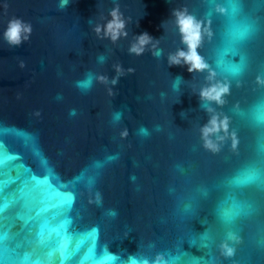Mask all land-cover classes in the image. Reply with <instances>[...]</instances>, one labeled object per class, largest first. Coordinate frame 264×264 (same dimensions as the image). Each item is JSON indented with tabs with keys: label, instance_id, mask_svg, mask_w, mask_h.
Here are the masks:
<instances>
[{
	"label": "water",
	"instance_id": "water-1",
	"mask_svg": "<svg viewBox=\"0 0 264 264\" xmlns=\"http://www.w3.org/2000/svg\"><path fill=\"white\" fill-rule=\"evenodd\" d=\"M60 4L0 0V236L6 233L5 243L20 254L18 264H138L157 253L171 264L169 253L175 256L178 249L186 260L264 264V192L255 186H220L255 155L259 144V129L241 121L235 110L239 106L250 112L264 95L257 79L264 80V7L258 0H243L241 19L249 21L251 31L233 44L224 15L208 0ZM117 5L130 22L128 36L113 43L93 29L111 19ZM177 8H187L206 27L211 21L213 37L205 36L199 51L218 79L230 84L226 103L218 108L231 119L229 135L216 141L218 152L204 147L200 128L208 114L193 92L205 84L206 74L168 64V54L183 47L172 16ZM14 17L32 25L31 38L18 47L3 40ZM143 32L159 40V57L150 45L142 55L129 52ZM218 59L240 70L222 73L215 66ZM117 64L125 74L115 86L96 81L101 74L109 81L116 77ZM89 78L90 87H83ZM109 87L114 95L108 94ZM125 129L128 135L122 138ZM33 177L74 196L63 215L52 219L53 212L45 214L49 229L71 221L59 237L52 233L48 247L40 243V223L34 219L39 205L32 200ZM230 193L254 211L238 220L241 242L234 245V256L226 258L220 244L228 236L217 219V206ZM210 230L209 250L201 244Z\"/></svg>",
	"mask_w": 264,
	"mask_h": 264
},
{
	"label": "clouds",
	"instance_id": "clouds-1",
	"mask_svg": "<svg viewBox=\"0 0 264 264\" xmlns=\"http://www.w3.org/2000/svg\"><path fill=\"white\" fill-rule=\"evenodd\" d=\"M70 0H61L60 7L64 8L69 4ZM5 8L7 4L3 5ZM216 13L225 15L227 9L221 5H217L214 8ZM111 19H108L103 24H96L93 29L98 37L110 39L113 43L118 41L121 37H127L128 32L126 30L127 24L130 22V18H125L123 13L120 11L119 5L115 6L109 13ZM174 17L175 27L178 30L180 36L181 44L183 47L176 49V51L168 54V64L172 66L185 67L189 74H206L205 84L198 89L193 87L194 94L198 95L200 98L201 107L208 114V121L200 128L201 138L204 142V147L212 152H218L219 146L216 142L217 140L222 141L229 135V126L231 119L228 115L223 114L218 111V108H222L225 103V97L230 92V84L226 80L218 79V73L213 70L210 64L207 62L205 57L201 55L199 49L204 43L205 36L211 40L213 37V32L211 30V21H207L208 27L205 26V21L191 14L187 8H177L172 12ZM32 25L29 22L24 21L22 18L14 17L8 21L7 27L3 32V40L11 47H18L24 42L31 38ZM151 46L153 55L159 57L162 54V50L159 49V40L155 39L147 32L140 33L134 38V42L129 48V52L135 55H142L148 46ZM20 66L23 68L25 65L21 61ZM115 71L117 73L116 77L109 81V78L103 74L95 77L96 81L108 85L115 86L120 78V76L125 74V70L119 64L115 65ZM129 73L134 72V69L129 68L127 70ZM182 78H178L177 81L180 82ZM258 82L264 84V80L257 78ZM91 78L85 82L83 87H90ZM174 88L178 84L173 85ZM108 94L114 95L112 88H108ZM239 110V106H237ZM72 114H75L73 110ZM36 116L40 113L36 112ZM144 131L143 129L141 130ZM223 133L224 135H220ZM128 131L125 129L121 132V137H127ZM216 137V140L213 139ZM232 147L233 149L237 146V139L235 133H231ZM101 195L96 193V202H100ZM217 206V219L220 221L218 215ZM186 209V208H185ZM115 215V213H113ZM221 223V221H220ZM229 241L233 244H239L241 242L238 236L232 237L220 244L221 255L226 258L233 257L235 254V247L230 246ZM138 264H169L168 258L163 253H157L154 258L144 257L142 260L138 261Z\"/></svg>",
	"mask_w": 264,
	"mask_h": 264
},
{
	"label": "snow or ice",
	"instance_id": "snow-or-ice-1",
	"mask_svg": "<svg viewBox=\"0 0 264 264\" xmlns=\"http://www.w3.org/2000/svg\"><path fill=\"white\" fill-rule=\"evenodd\" d=\"M208 2L213 9L217 5H221L227 9V13L224 15L228 24L227 35L231 37L233 44L240 43L247 38L251 31V24L247 19H241L243 0H208ZM258 3L260 6L264 7V0H258ZM215 66L218 71L226 75H235L240 70L239 66L226 65L221 59L217 60ZM177 84H179V81H177ZM235 116L241 121L250 122L259 129V144L255 155L246 161L234 175L226 177L220 186L228 190L255 186L264 192V95L260 96L256 105L250 112L235 110ZM32 180L34 183L32 200L39 205V210L36 212L34 219L40 223V243L45 247H48L52 242V233H55L56 236L59 237L61 235V230L64 232L67 231L65 225L70 224L71 221L64 219L60 223L59 228L49 229L50 221L45 214L53 212L52 219H56L63 215V210L72 207L74 196L72 193L61 192L54 189L51 184L47 183V181L36 180L35 177H33ZM45 184L47 187H43ZM207 195L208 193H205V196ZM5 206L7 207V205ZM188 211H190V209L186 208L185 212ZM253 211L254 209L251 204L238 201L231 195V193L228 198L219 205L218 215L221 224L227 231L228 239L231 240L232 237L239 236V232L236 229L238 220L241 217L250 216ZM46 229L48 230L47 241L45 240ZM210 232L211 230L209 233H205L203 237L205 242L201 244L202 248L209 250L211 249ZM7 240L8 236L6 233L0 236V264H18L20 254L8 247L7 243H5ZM193 243H195V241H193ZM234 245L235 243H233V247ZM16 247L19 248L20 246L17 245ZM61 248H63L62 245ZM177 251L178 254L175 256H172L171 253H169L171 264H177V262H181V264H216L214 257L212 261L203 262L191 259L186 260L184 259L186 253H183L179 249ZM48 255L50 257L51 253ZM208 255H211V251L208 252ZM106 258L114 261L118 259L115 256H108ZM24 259L27 260L29 257L25 255ZM142 259L143 258L140 260ZM133 264H137V262L134 261Z\"/></svg>",
	"mask_w": 264,
	"mask_h": 264
}]
</instances>
